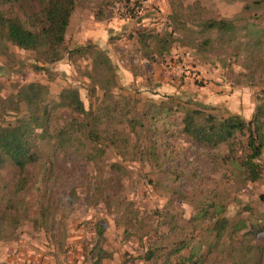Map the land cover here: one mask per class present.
Masks as SVG:
<instances>
[{
  "label": "rangeland",
  "instance_id": "374dc122",
  "mask_svg": "<svg viewBox=\"0 0 264 264\" xmlns=\"http://www.w3.org/2000/svg\"><path fill=\"white\" fill-rule=\"evenodd\" d=\"M195 2L208 19L234 20L235 33L202 38L188 24L173 35L168 55H151L139 35L172 30L169 0H76L64 47L92 44L103 50L116 70L114 95L128 99L140 117L154 110L152 104L174 99L250 120L256 106H264V0L185 5ZM30 8L37 13L39 0ZM92 72L90 55L44 64L32 52L0 48V99L12 101L0 103V124L26 117L18 91L30 83L44 87V105L51 109L49 124L36 129L45 135L35 143L38 160L28 168L22 196L29 219L17 230L0 231V264H94L89 252L97 224L104 229L101 247L110 255L101 264H151L136 257L148 245L178 239L200 244L199 264H264V146L256 182L234 169L236 158L225 145L209 151L192 143L180 132L179 114L152 126L145 122L138 135L124 125L144 152L154 151L141 162L123 161L110 147H94L82 136L54 148L51 136L73 117L56 106L58 95L77 89L85 109H95L102 92H92ZM14 176L13 168L1 169L0 184ZM41 210L46 224L34 229L31 219Z\"/></svg>",
  "mask_w": 264,
  "mask_h": 264
},
{
  "label": "trees",
  "instance_id": "16d2710c",
  "mask_svg": "<svg viewBox=\"0 0 264 264\" xmlns=\"http://www.w3.org/2000/svg\"><path fill=\"white\" fill-rule=\"evenodd\" d=\"M33 0H0V48L6 51L7 46L32 52L41 58L44 64H53L67 56L68 59L92 57L91 80L92 92H102L98 105L85 109L77 89H64L58 95L56 106L69 110L73 117L64 128H57L51 136L54 148H64L84 137L94 147L108 146L127 162H141L153 156L154 151L145 152L136 138L132 141L124 129L128 125L130 133L138 135V130L145 122L157 123L174 114H179L180 132L195 145L209 151H217L221 145L232 154L234 169L239 170L249 181L256 182L261 178L258 163L264 146V106L257 105L252 118L246 120L237 114L219 116L211 108L183 104L177 100L161 101L153 106V111L142 114L135 112L128 99L117 98L116 70L107 54L92 44L72 50L64 47L65 33L76 6V0H39L37 13L30 8ZM186 0H169L171 14L169 21L172 30L168 33L139 35V44L151 51V55L166 56L169 54L173 35L187 31L188 24L198 29L203 38L209 32L220 35H232L236 26L234 20H212L205 17L203 8L198 2L185 5ZM25 6L30 12L23 9ZM247 8V5L244 9ZM96 20L103 18L95 15ZM203 43H207V39ZM152 45V49L150 44ZM42 85L30 83L20 88L18 95L25 103L26 117L17 119L15 124H0V170L5 167L15 170L11 182L0 184V231L17 230L20 223L29 219L30 211L22 199L28 184V168L38 160L36 142L44 132L36 129L45 128L50 122L51 109L44 105ZM171 99V98H170ZM12 104L11 100L0 99L2 104ZM244 139V140H243ZM233 159V158H232ZM264 206V193L259 195ZM208 212V210H206ZM46 212L41 210L38 217L31 219L34 229L46 224ZM215 214L214 211L211 213ZM204 219L206 214L199 213ZM200 218H195L196 220ZM219 234V233H217ZM104 229L96 225V241L89 252L94 264H101L109 253L102 249ZM200 244L193 245L192 239L169 241L166 245H148L141 257L142 261L151 264H199Z\"/></svg>",
  "mask_w": 264,
  "mask_h": 264
},
{
  "label": "crops",
  "instance_id": "0c3cea01",
  "mask_svg": "<svg viewBox=\"0 0 264 264\" xmlns=\"http://www.w3.org/2000/svg\"><path fill=\"white\" fill-rule=\"evenodd\" d=\"M4 259H3V256H1V254H0V262L1 261H3ZM8 262V261H7Z\"/></svg>",
  "mask_w": 264,
  "mask_h": 264
}]
</instances>
